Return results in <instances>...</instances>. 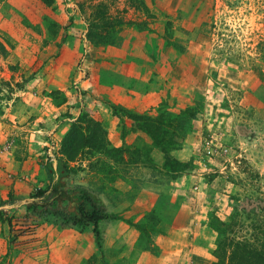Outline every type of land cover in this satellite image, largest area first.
<instances>
[{
	"label": "rangeland",
	"instance_id": "rangeland-1",
	"mask_svg": "<svg viewBox=\"0 0 264 264\" xmlns=\"http://www.w3.org/2000/svg\"><path fill=\"white\" fill-rule=\"evenodd\" d=\"M129 30L145 35L147 88L164 95L143 113L127 109L161 120L155 137L123 111L111 128L108 101V113L85 105L87 78H109L99 65ZM50 174L116 216L98 221L102 252L66 200L64 217L51 215L55 201L34 227L29 195ZM183 174L200 190L191 202L205 205L212 264L220 221L264 205V0H0V210L13 225L0 221V264H135L141 253L176 262L183 238L169 236L165 188ZM112 221L133 234L121 250L109 244Z\"/></svg>",
	"mask_w": 264,
	"mask_h": 264
},
{
	"label": "crops",
	"instance_id": "crops-1",
	"mask_svg": "<svg viewBox=\"0 0 264 264\" xmlns=\"http://www.w3.org/2000/svg\"><path fill=\"white\" fill-rule=\"evenodd\" d=\"M144 39L145 35L143 32L129 30L125 34L121 47L107 50V54L113 57V61L108 62L107 65H99V69L101 67V69L108 70L109 78H87L86 80L87 94L85 96V105L88 111H91L97 104V108L100 107L108 113L109 109L101 101L105 100L135 112L143 113L151 105L156 104L163 98L164 91L162 89L158 91V87L147 88V85L150 84L151 75L154 76L155 74H153L152 70L148 71V64L151 62L152 65L154 61L150 60L145 53ZM94 72L96 73L95 76H98L99 73L97 74L95 70ZM116 119V115L108 117L111 128L116 129ZM192 177L193 175L191 174L179 175L173 181L176 187L165 188V194L169 196L168 203H165L166 214H168L166 219L171 224L170 231H168L169 236L179 233L180 238H183L179 248L182 251L181 256H179L178 260L176 259V262L170 258L171 260L168 264H184L189 260L194 264H210L212 260V235L205 228V205L204 203H198V201L195 203L191 202L194 197L192 188L196 198L198 194L200 195L199 192H195L200 190L198 186L196 188L193 187L195 181ZM144 194H147V189H143L140 195ZM180 194L183 196L182 200L175 202L176 208H174L170 203ZM139 205L142 209L153 207V203L150 200L146 202L145 206H142V202ZM171 207L174 208L172 214ZM126 213L132 215V209L127 210ZM132 235V231L128 230L125 224H120L118 221H112L107 229L109 244H119L120 250L125 247V243L129 244L131 242ZM192 239L194 242H192ZM167 240L164 241L167 242ZM188 240L191 241L189 242ZM124 255H126V252H124ZM130 255L129 253L127 256L128 260L132 261ZM123 258L126 259L125 257ZM153 259L155 262L156 258ZM135 264H148L144 253H141L135 259Z\"/></svg>",
	"mask_w": 264,
	"mask_h": 264
},
{
	"label": "trees",
	"instance_id": "trees-1",
	"mask_svg": "<svg viewBox=\"0 0 264 264\" xmlns=\"http://www.w3.org/2000/svg\"><path fill=\"white\" fill-rule=\"evenodd\" d=\"M42 1L50 4L53 0ZM110 107L114 115H118V112L121 111L127 112L129 117L137 122V126L149 133L152 137H155L163 125L161 120H153V117L150 115L136 114L121 105L110 103ZM141 119L146 121L141 123ZM148 121L150 122L149 124L147 123ZM29 199L30 201L27 203V207L38 206L39 208V212L33 220L34 227L49 218V205L55 201L58 207H56L55 212L52 211L51 215L64 217V214L60 212L59 204L63 200H66L72 205L71 215L74 221L73 224L91 225L96 245L102 252L103 235L98 226V221L111 220L116 218V216L106 212L102 205H98L96 198L86 188L82 186L73 189L65 188L62 175L50 174L48 184L45 187L37 188L29 195ZM257 199L264 202V194L259 195ZM2 204L0 203V206ZM244 212L235 211L228 215L226 221H220L216 218L220 221L222 228L218 231L221 239L215 250L216 260L212 264H264V205L259 206L257 211L252 213L253 216L251 217ZM0 221H7L8 225L13 227L12 220L4 218L2 210H0ZM19 235L20 233H17L13 238L18 239Z\"/></svg>",
	"mask_w": 264,
	"mask_h": 264
}]
</instances>
